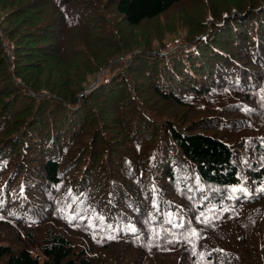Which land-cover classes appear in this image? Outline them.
<instances>
[{"label": "trees", "instance_id": "trees-1", "mask_svg": "<svg viewBox=\"0 0 264 264\" xmlns=\"http://www.w3.org/2000/svg\"><path fill=\"white\" fill-rule=\"evenodd\" d=\"M261 189L264 0H0V264H264Z\"/></svg>", "mask_w": 264, "mask_h": 264}, {"label": "rangeland", "instance_id": "rangeland-1", "mask_svg": "<svg viewBox=\"0 0 264 264\" xmlns=\"http://www.w3.org/2000/svg\"><path fill=\"white\" fill-rule=\"evenodd\" d=\"M175 9H177V8H173L172 11L168 10V12L165 14V16H171L172 12ZM163 19H164V17H159L158 19L146 21V22L142 23L140 26L133 27V28L122 27V34L126 37L124 47L125 48H135L138 46L139 43H145L147 41V42H149V44L153 48H157V46H158L157 42L159 40H163V42L167 41V46L161 48L159 52H160V54H168V55L170 53H172L176 48L186 47V45L188 43L183 44V42H181V38H179L181 36H179L178 39L176 38V40L170 39L171 37H173L174 35H177L178 33H173V34L169 35L168 32L166 31L167 26H166V23L163 22ZM201 35H203V34H201ZM201 35H199V36H201ZM125 55H128V52L125 53ZM120 58L122 59V56H120L119 59ZM120 69H121V66H117V67H115L114 72L120 71ZM63 194L71 197V193H69L66 190H64ZM96 215H97L96 213H92V219L90 220L91 225L92 224L97 225L99 223V222H97L98 216H96ZM15 226H24V227L32 228L31 232L33 235L35 234V230H36L33 228H36V227L42 228L41 227L42 225L25 226L22 223H17ZM44 228H48V226L46 225V226H44ZM75 241H78L79 243L83 244V239L80 236H78L75 239ZM0 242H8V241L7 240H0ZM35 242H37V241H35ZM106 253H107V250L105 251L106 264H111L112 262H109L106 259ZM252 254H253V252H252ZM166 263H167V258H165V262L162 264H166Z\"/></svg>", "mask_w": 264, "mask_h": 264}, {"label": "snow or ice", "instance_id": "snow-or-ice-1", "mask_svg": "<svg viewBox=\"0 0 264 264\" xmlns=\"http://www.w3.org/2000/svg\"><path fill=\"white\" fill-rule=\"evenodd\" d=\"M245 163H247V162H245ZM232 191L235 193V192H237V191H241V192H243L244 191V189L243 188H233L232 189ZM261 191H264V189H261ZM169 222H171V221H169ZM182 227L183 225L182 224H180V225H173V227ZM128 230L129 231H131V232H136V228L135 227H132L131 225L128 227ZM192 234L193 235H196V233H195V231L193 230V232H192Z\"/></svg>", "mask_w": 264, "mask_h": 264}, {"label": "water", "instance_id": "water-1", "mask_svg": "<svg viewBox=\"0 0 264 264\" xmlns=\"http://www.w3.org/2000/svg\"><path fill=\"white\" fill-rule=\"evenodd\" d=\"M90 87H91V85H89L85 90H88V89H90Z\"/></svg>", "mask_w": 264, "mask_h": 264}]
</instances>
